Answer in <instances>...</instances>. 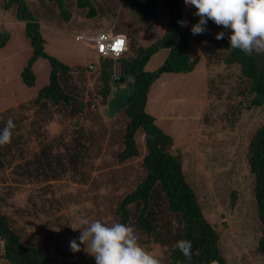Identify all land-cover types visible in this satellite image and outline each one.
<instances>
[{
    "label": "rangeland",
    "instance_id": "obj_1",
    "mask_svg": "<svg viewBox=\"0 0 264 264\" xmlns=\"http://www.w3.org/2000/svg\"><path fill=\"white\" fill-rule=\"evenodd\" d=\"M25 1L38 17L44 33L46 28L55 29L57 38L49 41L48 51L56 50V58L73 71L61 78V86L68 93L75 89L76 99L85 108L81 114L76 110V104L69 109L58 107L50 122L37 120L34 128L28 125L31 121L29 113L27 116L20 113L22 119L15 121L25 126L15 136H20L21 143L24 141L27 145L28 155L41 154L44 146L69 143L78 136L86 138L87 148L78 173L44 184L15 182L12 171L17 162H10L12 159L8 157L3 159L4 166L0 167V211L9 215L11 228L22 236L23 241L41 242L61 263L95 264V259L83 250L84 245H80V252L70 250L71 240L77 239L79 243L80 230L73 228L81 227L79 218L107 224L118 221L117 203L145 175L142 166L145 141L143 133L138 131L135 140L140 155L124 162L118 161L117 153L123 147L126 123L120 104L130 94L132 78L126 75L125 80L119 83V99H102L99 92L101 70H87L82 60L85 52L88 62L92 59L99 64V58L89 55L87 59L88 53L93 51L75 41L74 35L86 27L93 30L111 27L115 31L123 28L133 36L128 41L126 56H136L138 46L146 48L164 35L168 11L164 0H155L158 21L143 31L142 27L149 18L138 16L132 6L135 2L149 0H94L97 15L93 19L86 17V10L77 9L74 0H66L67 21L55 5L46 4L45 0ZM179 2L183 20L187 21L183 30L189 31L199 17L194 15L195 8L186 6L182 3L184 0ZM5 3L6 0H0V32H9L11 37L6 50H3L6 45L0 48V114L32 100L31 95H36L39 86L45 84L44 76L49 71H46V64L38 62L35 84L31 88L23 86L19 71L21 64L30 56L31 47L24 33V23L16 20L15 7L6 9ZM140 19L145 20L141 22ZM205 27V34L191 35L189 39L191 54L194 51L202 57L200 68L192 75L157 79L152 84L158 81L157 87L154 85L149 91L147 109L157 117L160 129L174 139L172 151L180 155L186 182L192 188L206 220L219 234L218 246L226 264H264V257L257 247L260 225L252 194L253 176L245 160L249 140L264 124V104L248 108L247 82L240 77L237 66L224 63L226 52L220 41L215 39L221 26L208 20ZM15 50L18 51L12 56ZM167 53L166 49H160L149 59L145 69L150 72L158 68ZM21 95L26 98L22 100L19 98ZM75 122L79 123L77 128L74 127ZM43 156L40 155L41 158ZM135 212L134 207L129 225L137 230L139 242L161 264H167L168 248L155 244L152 238L140 231ZM2 246L0 240V254ZM0 264L9 263L0 258Z\"/></svg>",
    "mask_w": 264,
    "mask_h": 264
},
{
    "label": "trees",
    "instance_id": "obj_2",
    "mask_svg": "<svg viewBox=\"0 0 264 264\" xmlns=\"http://www.w3.org/2000/svg\"><path fill=\"white\" fill-rule=\"evenodd\" d=\"M93 1L74 0V5L79 10H86V17L93 19L97 15ZM45 2L55 5L66 21L69 19L66 0ZM12 6L15 7L16 20L24 23V33L32 49L20 72L23 85L31 88L35 84L33 65L39 58L48 62L49 75L48 83L39 89L34 99L0 114V129L9 118L15 124L11 143L0 146V167L4 166L3 159L8 157L12 159L10 162H17L12 171L16 178L15 182L44 184L79 172L87 148L84 140L86 138L78 136L69 143L59 142L53 145L54 147L44 146L43 153L30 156L26 151L27 145L24 141L21 143L20 136H15L25 125L15 120L22 119L20 113L25 116L29 113L31 121L28 125L34 128L37 120L50 122L58 107L69 109L76 104V110L83 114L85 105L76 99L73 91L75 89L72 90V94L62 88L60 80L70 75L73 72L72 68L45 52V41L40 32L38 17L30 11L25 0H6L4 8ZM164 6L169 19L166 31L160 39L146 48L138 46L134 57L127 56L115 61L105 59L100 64L99 92L102 99L110 98L115 101L121 97L119 83L113 82L115 62L123 63L124 80L126 75H129L133 81L130 94L126 95L120 104L121 110H124L126 123L122 135L123 147L117 153L118 161L124 162L140 155L135 140L138 131L143 133L145 141V154L142 158L145 175L138 185L117 203V222L129 225L132 208L135 207L136 225L140 231L148 238H152L155 244L168 248L167 264H226L218 246L219 234L206 220L192 188L186 182L180 155L172 151L173 138L156 125L155 118L145 109L150 86L162 74H189L200 59V56L194 59L189 56L188 43L192 34L190 30L184 31L178 24V21H183V15L177 0H164ZM132 8L149 20L157 15L155 0L135 2ZM218 31L225 32V39L219 40L226 52L224 63L237 66L240 77L247 82V93L250 96L248 108L261 107L264 104V52L245 55L239 49L230 47L227 39L231 34L230 30L219 27ZM9 38V32H0V48L5 46ZM160 49L168 51L165 61L153 71L145 70L146 63ZM78 126L79 123L75 122L74 127ZM40 155H44L43 158ZM245 160L253 176L252 194L260 225L257 247L264 257V124L256 129L249 140ZM10 223L9 215L0 211L2 260L9 264H63L55 255L48 252L49 248L46 245L44 247L41 242L30 239L23 241L22 236L11 228ZM179 240L191 242L190 261L173 247Z\"/></svg>",
    "mask_w": 264,
    "mask_h": 264
},
{
    "label": "clouds",
    "instance_id": "obj_3",
    "mask_svg": "<svg viewBox=\"0 0 264 264\" xmlns=\"http://www.w3.org/2000/svg\"><path fill=\"white\" fill-rule=\"evenodd\" d=\"M184 3L186 6L195 8L194 15L199 17L198 22L190 29L192 35L205 34L207 32L205 25L208 20H211L215 25L230 30L231 34L227 39L232 49H239L245 55H252L253 52H264V0H184ZM178 24L183 28L187 26V21H178ZM110 30L115 35L123 36L125 40V50L116 58L112 55L97 53L92 44H85L76 40L78 34L94 31L81 30L74 35L75 41L83 43L85 48L93 51L90 55L99 58V64H97L89 59V56L87 57L90 62L85 61L86 68L91 72L101 69L100 64L105 59L115 61L128 56L126 54L128 52L129 37L127 38L122 33L116 32L114 28ZM107 31L109 30L98 32ZM215 39H225V32H218ZM115 68H118L120 72L115 74ZM116 77L122 79V82L124 81V65L119 61L114 63L113 82H115L114 78ZM14 128L15 124L9 118L5 126L0 129V146L11 143ZM78 223L81 227L78 229L73 228V230H80L79 243H77V239L71 240L69 242L70 250L73 253L80 252V245H84L83 250L95 259V264H161L156 256L141 245L137 230L131 225L120 222L107 224L100 220L89 221L87 218H79ZM173 247L178 249L187 260H191L192 245L190 241L179 240Z\"/></svg>",
    "mask_w": 264,
    "mask_h": 264
},
{
    "label": "crops",
    "instance_id": "obj_4",
    "mask_svg": "<svg viewBox=\"0 0 264 264\" xmlns=\"http://www.w3.org/2000/svg\"><path fill=\"white\" fill-rule=\"evenodd\" d=\"M122 1H124V0H122ZM180 0H177V2H178V4H179V7H180V2H179ZM123 3V2H122ZM182 3H184V2H182ZM157 7H158V4H157ZM120 8L122 9V4L120 5ZM120 10V9H119ZM134 10V9H133ZM180 10H181V12H182V9L180 8ZM158 14V13H157ZM134 15H135V13H134ZM182 15H183V13H182ZM132 16H133V14H132ZM138 16H140V15H138ZM140 18V17H139ZM157 19V15H156V17H154L152 20H146L145 21V23H144V26L142 27V29H143V31H147L148 29H149V26L150 25H155V21H158V20H156ZM143 20H145V19H140V21L142 22ZM111 22V20H109V22L108 23H110ZM141 22H140V24H141ZM157 26H160V24L158 25L157 24ZM47 27V26H46ZM111 29V27L110 28H108L107 30H110ZM142 29H141V31H142ZM81 30H86V31H94V32H98V31H105V30H93V29H91V28H89V27H86V29H80V30H78V31H81ZM46 32L44 33V29L42 28V26L40 27V32H41V35H42V37H43V39H44V41H45V44H44V49H45V51L49 54V55H54V57H58V55H56L58 52L56 51V50H49L48 51V43H49V41L50 42H53V41H55L56 40V38H57V35L54 33V31H55V29H53V28H50V29H48V28H46V30H45ZM117 31H121V32H119V33H122L123 35H125L128 39H131V37H132V35H131V33H129V32H125V30L122 28L121 30H117ZM116 31V32H117ZM142 31V32H143ZM144 33V32H143ZM10 37H11V35H10ZM9 41V40H8ZM190 42V41H189ZM10 44V43H9ZM8 44V42L5 44L6 46L3 48V50H6V48H7V46L9 45ZM188 46H189V56H190V58H195L197 55H196V52H194L193 51V55L191 54V46H190V43H188ZM18 50H15L13 53H12V56L13 55H15V53L17 52ZM30 51H31V48H30ZM86 52H85V54H84V56H83V58H82V60H83V62H85L86 61ZM168 54V53H167ZM90 55V53H88V56ZM129 56H131V55H129ZM29 58V57H28ZM27 58V59H28ZM202 58V57H201ZM201 58L199 59V61H198V63H197V65H196V67L194 68V70L190 73V74H187V75H192L196 70H198V68H200V64H201V62L200 61H202L201 60ZM58 59V58H57ZM41 60H43V59H41V58H39V59H37L36 60V62L34 63V65H33V72H34V74H35V77H36V79H37V63L38 62H42V64H46L45 66H48V69L46 70V71H48L49 70V65H48V62H44V61H41ZM45 60V59H44ZM26 62V61H25ZM24 62V63H25ZM83 62H81V63H83ZM24 63L23 64H21V68H23V65H24ZM20 68V67H19ZM20 68V69H21ZM22 70V69H21ZM21 70L19 71V76H20V72H21ZM115 70L117 71V72H120V70L118 69V68H115ZM167 74H170V73H164V74H162L158 79H162L163 77L165 78V76L166 77H173V76H177V75H182V74H173L172 76H167ZM48 75H49V71H48V74L46 75V76H44V82L43 83H45V84H47L48 83ZM157 83H158V81L154 84L156 87H157ZM44 84V85H45ZM153 85V86H154ZM24 86V85H23ZM43 86V84H41L40 86H39V88L38 89H40L41 87ZM152 85H151V87H150V90L149 91H152V87H153ZM25 87V86H24ZM39 91V90H38ZM38 93V92H37ZM149 94V93H148ZM37 95V94H36ZM35 94H32L31 96V98H35V96H36ZM30 97V96H29ZM19 98H22V100L23 99H25L26 98V96H24V95H21V96H19ZM30 98V99H31ZM148 100H149V98H148ZM148 100H147V102H148ZM146 112L148 113V114H150V115H152L154 118H155V123H156V125L159 127V124H158V121H157V117L156 116H154L152 113H149L148 112V109H147V103H146ZM160 128V127H159Z\"/></svg>",
    "mask_w": 264,
    "mask_h": 264
},
{
    "label": "built area",
    "instance_id": "obj_5",
    "mask_svg": "<svg viewBox=\"0 0 264 264\" xmlns=\"http://www.w3.org/2000/svg\"><path fill=\"white\" fill-rule=\"evenodd\" d=\"M76 40L85 44H92L97 53L112 55L115 58L125 50L124 37L113 34L111 30L107 32H83L76 36Z\"/></svg>",
    "mask_w": 264,
    "mask_h": 264
},
{
    "label": "water",
    "instance_id": "obj_6",
    "mask_svg": "<svg viewBox=\"0 0 264 264\" xmlns=\"http://www.w3.org/2000/svg\"><path fill=\"white\" fill-rule=\"evenodd\" d=\"M115 74H117V71L115 70ZM121 74H122V72H121ZM114 81L115 82H122V79H118L117 77L116 78H114Z\"/></svg>",
    "mask_w": 264,
    "mask_h": 264
}]
</instances>
